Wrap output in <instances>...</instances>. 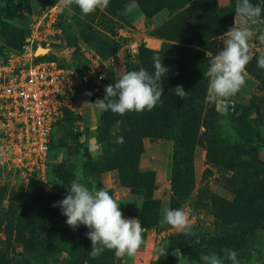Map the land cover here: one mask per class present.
<instances>
[{"label":"rangeland","instance_id":"rangeland-1","mask_svg":"<svg viewBox=\"0 0 264 264\" xmlns=\"http://www.w3.org/2000/svg\"><path fill=\"white\" fill-rule=\"evenodd\" d=\"M215 1L224 8L234 3V0ZM131 2L121 4L118 11L114 12L111 9L113 2L109 0L104 11L97 9L82 18L76 5L72 6L74 15L70 17L66 13H59V0H0V65L6 62L10 54L23 52L32 44L35 54H44V57L54 59L66 68H73L85 60L82 48L93 49L103 42L110 43L112 39L121 41L124 30H131L134 36L144 39L146 47L159 49L163 39L151 36L150 32L175 11H172V7H163L146 17L135 2L138 8L125 15V5ZM250 3L259 5L262 12L256 22L250 24L254 32L249 41L253 59L246 65V82L235 96L226 101V111L218 112L214 105L208 103L205 107L214 108L220 113L218 129L222 130L224 139L236 144L243 155L264 161V69L257 66L259 50H264V45L257 39L264 30V0H250ZM53 8L57 10L55 18H51L54 20H49L47 15L38 28V32L47 35L46 41L33 40L32 33L37 21L43 13L49 14ZM227 13L230 11L227 10ZM223 34L212 39L211 43H204L207 49H202L206 54L214 56L222 49ZM148 37L160 41L153 44L147 40ZM39 47H42V53H38ZM137 63V57L120 56L110 65L111 79L115 81L129 67H136ZM104 89L99 92L93 87L77 88L69 95L63 118L50 144L43 176L32 177L27 184H10L0 176V264H57L58 260L71 258L75 242L69 231L63 229L72 228L66 224L67 217L61 214V209L53 207V204L67 195V187L77 175L82 177L80 182L85 186L91 188L95 185L97 189L108 191L119 204L125 218H136L142 196L121 184L116 168L104 170L98 178L85 177L82 173L85 154L89 153L93 157L95 148L97 155L94 159H99L102 153V145L96 138V126L102 112L92 103L104 97ZM141 143L142 150L133 164L138 171L154 173L153 195L160 201L159 223L147 232L134 257L115 256L116 264H164L160 257L158 259V250L165 245L169 256L162 257L171 259L172 264H204L190 254L183 255L179 249H171L167 237L183 234L186 236L183 246H195L201 257L207 254L204 242L209 236L233 227L236 231L244 230L246 233V245L240 252L241 264H264V224L249 231L242 224L222 226L215 216V207L224 201L234 200L231 186L235 176L233 170L207 162L208 136L204 133V127L199 128L194 146L191 189L180 208L189 215L190 234L178 229L167 234L166 230L171 226L160 224L163 210L170 208L172 197L170 175L173 141L145 137ZM19 231L32 241L29 250L17 239Z\"/></svg>","mask_w":264,"mask_h":264},{"label":"trees","instance_id":"trees-1","mask_svg":"<svg viewBox=\"0 0 264 264\" xmlns=\"http://www.w3.org/2000/svg\"><path fill=\"white\" fill-rule=\"evenodd\" d=\"M113 2L112 11H118L121 4L132 0H110ZM142 13L150 17L163 7H169L175 12L154 28L150 35L163 39L159 49H150L144 44L138 48L137 66L129 67L128 71L144 68L150 73L153 69V57L159 55L162 64L168 68L162 79L163 103L151 110L141 113L127 112L123 116L110 110L101 114L96 126V138L102 145L99 159H94L86 153L82 163V173L85 177L98 178L104 170H118L121 184L130 191L142 196V204L136 216L143 227L142 238L147 232L156 228L159 223L160 201L154 197V173L152 171H138L133 162L142 150V139L145 137L171 139L173 150L171 157L170 190L172 193L170 208L180 209L181 204L188 198L192 182L193 151L200 127L208 136L206 159L215 164L233 170L235 181L231 186L234 200L222 202L214 208L215 216L222 226L242 224L251 231L264 224V161L256 157L245 156L241 149L229 139L222 137L219 131L221 115L214 108H207L205 97L208 79L203 76L210 67L212 54H206L204 43H211L212 39L225 33L233 26L232 15L235 14L237 0L230 7H219L215 0H135ZM227 10L230 13H227ZM119 41L103 42L93 49L102 58H107L119 48ZM198 46V47H196ZM203 48V49H202ZM105 86L114 83L110 75L104 80ZM181 85L187 96L181 99L175 96L171 89ZM264 87V85H263ZM120 121V124H117ZM118 136L124 142L115 144ZM60 174V173H59ZM215 197V196H214ZM18 224V223H16ZM70 233L74 245V253L68 260H58L57 264H116L114 250L105 249L101 255L92 259L89 257L91 241L85 233L87 227L76 230L63 229ZM17 232V239L21 240L25 248H32V241ZM244 230L236 231L229 228L220 233L209 236L205 242L207 254L216 253L223 257V249H232L237 253L241 262L240 252L246 245ZM169 235L168 244L171 249H179L183 255L190 254L197 261L202 262L195 246L185 248L183 234ZM167 258L169 253H167ZM164 264H172L171 259L160 257ZM226 264L228 262L226 261Z\"/></svg>","mask_w":264,"mask_h":264},{"label":"clouds","instance_id":"clouds-1","mask_svg":"<svg viewBox=\"0 0 264 264\" xmlns=\"http://www.w3.org/2000/svg\"><path fill=\"white\" fill-rule=\"evenodd\" d=\"M109 0H59V13L67 16L74 15L72 6L76 5L83 16L94 13L99 9L104 11ZM138 8L135 0L125 5L124 14L133 13ZM262 9L253 5L250 0H237L235 6L234 25L224 34L222 49L210 61V67L203 72L209 81L205 102L215 106L218 112L226 111V101L235 96L246 82V65L253 59L249 41L254 32L250 24L255 23L261 16ZM264 45V30L257 37ZM257 66L264 69V50H259ZM153 72L144 68L127 71L119 76L114 83L108 84L104 89V97L97 99L94 104L101 112L111 111L123 116L127 112L141 113L151 111L161 100L163 92L162 79L166 76L168 68L162 64L159 55L153 57ZM103 78V77H101ZM175 96L184 100L187 92L181 85L171 89ZM91 95V93H88ZM117 121V124H120ZM124 142L118 136L115 144ZM10 149L0 148V155ZM97 152L93 149V158ZM82 177L77 175L67 187V195L53 204L59 207L61 214L66 216V224L73 230L80 225L86 226L89 231L85 233L91 241L89 257L95 259L105 250H114L117 258L124 256L134 257L143 243V227L139 219L125 218L117 201L104 189L91 188L82 184ZM160 224H168L172 228L190 234L191 222L189 215L183 209L165 208ZM168 247L162 246L158 250V259L167 255ZM204 264H240L237 253L232 249H223V257L216 253L202 254L200 258ZM83 264H88L85 260Z\"/></svg>","mask_w":264,"mask_h":264},{"label":"built area","instance_id":"built-area-1","mask_svg":"<svg viewBox=\"0 0 264 264\" xmlns=\"http://www.w3.org/2000/svg\"><path fill=\"white\" fill-rule=\"evenodd\" d=\"M54 8L43 13L32 33V39L46 41L38 32L48 15L53 21ZM120 46L112 55L102 58L91 48H82L85 60L66 68L51 58L37 55L32 44L23 52L12 53L0 65V148L10 149L0 155V176L12 184L27 182L45 173L50 144L59 126L69 95L77 88L104 89L110 65L120 56L135 58L144 39L124 30ZM103 77V78H101ZM169 228L166 233L174 232Z\"/></svg>","mask_w":264,"mask_h":264},{"label":"bare ground","instance_id":"bare-ground-1","mask_svg":"<svg viewBox=\"0 0 264 264\" xmlns=\"http://www.w3.org/2000/svg\"><path fill=\"white\" fill-rule=\"evenodd\" d=\"M147 40H148L150 43H153V41H154V39L151 38V37H148ZM156 44H157V42H156ZM40 52H41V53L43 52L42 47H39V48H38V53H40Z\"/></svg>","mask_w":264,"mask_h":264},{"label":"crops","instance_id":"crops-1","mask_svg":"<svg viewBox=\"0 0 264 264\" xmlns=\"http://www.w3.org/2000/svg\"><path fill=\"white\" fill-rule=\"evenodd\" d=\"M151 38H153V37H151ZM154 39V41H153V44H156V42L157 41H160L159 39H157V38H153ZM160 45V42H158V46Z\"/></svg>","mask_w":264,"mask_h":264}]
</instances>
